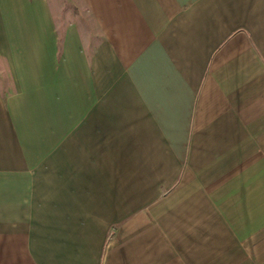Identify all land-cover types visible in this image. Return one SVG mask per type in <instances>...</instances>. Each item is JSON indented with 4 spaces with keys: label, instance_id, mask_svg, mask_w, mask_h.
I'll list each match as a JSON object with an SVG mask.
<instances>
[{
    "label": "crops",
    "instance_id": "crops-1",
    "mask_svg": "<svg viewBox=\"0 0 264 264\" xmlns=\"http://www.w3.org/2000/svg\"><path fill=\"white\" fill-rule=\"evenodd\" d=\"M77 3L0 0V264H264V0Z\"/></svg>",
    "mask_w": 264,
    "mask_h": 264
},
{
    "label": "rangeland",
    "instance_id": "rangeland-1",
    "mask_svg": "<svg viewBox=\"0 0 264 264\" xmlns=\"http://www.w3.org/2000/svg\"><path fill=\"white\" fill-rule=\"evenodd\" d=\"M77 1L78 0H51L55 16L59 18V21L61 20L62 23H66L75 18V15L73 16V14L76 13L75 11L84 7L82 3H77ZM83 23L87 25L85 21H83Z\"/></svg>",
    "mask_w": 264,
    "mask_h": 264
}]
</instances>
